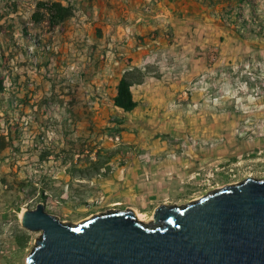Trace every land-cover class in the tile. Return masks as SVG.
Here are the masks:
<instances>
[{
  "label": "rangeland",
  "instance_id": "obj_1",
  "mask_svg": "<svg viewBox=\"0 0 264 264\" xmlns=\"http://www.w3.org/2000/svg\"><path fill=\"white\" fill-rule=\"evenodd\" d=\"M157 1L0 0V264H27L41 231L22 227L20 216L39 202L74 223L130 207L107 200L102 182L141 155L137 144L186 138L197 146L202 126L237 140L232 166L160 204H185L246 176L264 178V0H199L204 18L169 20L167 27L140 15ZM40 2L69 6V15L52 23ZM142 46L155 50L138 68L143 76L199 74L177 90L166 85L171 95L155 102V113H125L111 100L110 64L123 48ZM94 163L101 168L89 179L76 171L93 172ZM138 209L149 222L154 207Z\"/></svg>",
  "mask_w": 264,
  "mask_h": 264
},
{
  "label": "water",
  "instance_id": "obj_2",
  "mask_svg": "<svg viewBox=\"0 0 264 264\" xmlns=\"http://www.w3.org/2000/svg\"><path fill=\"white\" fill-rule=\"evenodd\" d=\"M43 202L20 224L41 231L27 264H264V178L246 176L188 203L157 205L149 222L130 207L78 223Z\"/></svg>",
  "mask_w": 264,
  "mask_h": 264
},
{
  "label": "crops",
  "instance_id": "obj_3",
  "mask_svg": "<svg viewBox=\"0 0 264 264\" xmlns=\"http://www.w3.org/2000/svg\"><path fill=\"white\" fill-rule=\"evenodd\" d=\"M157 1V0H156ZM205 5L199 0H159L149 13H141L143 17L153 18L157 26L162 27L166 22L181 20L184 18L194 19L196 22L205 15ZM163 44L165 39L156 38ZM145 46L132 49L128 48L117 52L112 66L116 76L109 78L112 84L111 100L117 92V84L122 74L133 68H141L147 64L148 58L155 52ZM162 52V48H156V54ZM109 54H113L109 52ZM201 61V57L196 59ZM181 70V69H179ZM199 74V70L190 72L182 69L178 77L167 80L163 76H149L145 74L140 82L130 86L133 99L137 105L125 113H155V102L165 101L170 95L172 87L184 86L191 83L192 75ZM166 94L168 97H163ZM162 95V96H161ZM183 98V97H182ZM150 104L151 105H146ZM114 105V104H113ZM217 124L214 123V126ZM195 139L198 145L193 146L189 139H175L174 143L166 141H154L137 144L141 149V155L133 154L131 159L116 171L110 173L102 182V195L113 204L131 203L129 206L137 210L138 206L156 207L159 198L170 196L189 186L211 172L223 170L232 166L228 163L229 158L239 156L235 147L236 139H223L220 129L210 126H202L195 129ZM139 210V209H138ZM137 210V211H138Z\"/></svg>",
  "mask_w": 264,
  "mask_h": 264
},
{
  "label": "trees",
  "instance_id": "obj_4",
  "mask_svg": "<svg viewBox=\"0 0 264 264\" xmlns=\"http://www.w3.org/2000/svg\"><path fill=\"white\" fill-rule=\"evenodd\" d=\"M242 1V0H239ZM41 5H43L48 10V15L50 17V21L52 23H58L61 21L64 17L69 15L70 8L69 6L63 5L59 2H40ZM138 68H133L132 70L125 71L121 78L118 81L117 84V92L116 95L113 97V104L114 106L124 110V111H130L132 110L136 105L137 102L133 99L132 93L130 90V86L133 83L140 82L143 78V73ZM135 73H139V78L135 79L134 75ZM93 172L88 171V169H76V171L81 172L83 175L82 178H91L93 174H95L96 171H98L101 166H98L94 163Z\"/></svg>",
  "mask_w": 264,
  "mask_h": 264
},
{
  "label": "bare ground",
  "instance_id": "obj_5",
  "mask_svg": "<svg viewBox=\"0 0 264 264\" xmlns=\"http://www.w3.org/2000/svg\"><path fill=\"white\" fill-rule=\"evenodd\" d=\"M236 183H237V182H236ZM134 212H135V211H134ZM135 213H136V212H135ZM136 215H137V213H136ZM137 216H138V215H137ZM89 217H91V215H90V216H88L87 218H89ZM87 218H86V219H87ZM79 222H80V221H79ZM77 223H78V222H77Z\"/></svg>",
  "mask_w": 264,
  "mask_h": 264
}]
</instances>
